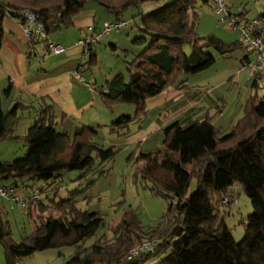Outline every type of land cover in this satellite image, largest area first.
<instances>
[{"label": "trees", "instance_id": "1", "mask_svg": "<svg viewBox=\"0 0 264 264\" xmlns=\"http://www.w3.org/2000/svg\"><path fill=\"white\" fill-rule=\"evenodd\" d=\"M89 2L106 9L116 22L122 21L133 7L160 5L151 14L137 17L141 22L137 26L140 37L133 43L144 49L129 63L128 79L119 74L107 81L101 91L109 109L118 105L136 107V117L123 116L112 125V131L119 135L133 121L146 116L149 99L172 88L185 89L184 76L211 68L216 58L210 50L227 58L242 47L225 44L216 36H199L197 10L209 5L211 0H176L167 7V0H0V49L7 15L21 22L22 12L34 14L49 37L72 28ZM187 46L191 48L190 54L185 51ZM91 47L88 46L85 54L92 53ZM96 65V55L92 54L88 66L92 69ZM252 79V87L259 91L256 79ZM6 94L9 96L10 88ZM258 99L256 96L247 101L244 117L230 134L224 135L209 114L188 124L175 122L166 127L165 141L176 169L161 164L156 152L142 153L138 158V162H143L139 176L151 184L154 195L168 201L167 213L159 227L144 233L138 215L131 209L112 227L111 240L78 251L69 264H143L158 256H164L158 264H264V98L260 103ZM27 108L17 102L5 113L0 100V144L15 138L19 112ZM124 131L121 135H128ZM24 140L28 146L24 158L0 163V182L12 181V186L4 188L16 193L28 188L26 179L55 180L65 171H82L83 181L95 175L104 176L105 166L116 156V150L99 144L95 132L88 127L78 129L72 138L57 132L52 107H43ZM177 173L189 179V184L197 181L198 189L190 198L183 193ZM236 184L244 188L254 209L245 224L241 243L235 241L221 213L222 208L232 205L224 200L231 197ZM53 185L55 182L48 184V190L30 187L37 189L35 193L48 195V203L41 198L33 203L31 197H26V207L39 209V216L50 214L21 243H14L8 237L0 218V243L7 264H17L47 250L80 247L103 228L104 219L78 208L75 197L57 201L58 189L50 190ZM153 241L157 242L154 249L134 256L131 263L125 262L139 246Z\"/></svg>", "mask_w": 264, "mask_h": 264}, {"label": "rangeland", "instance_id": "2", "mask_svg": "<svg viewBox=\"0 0 264 264\" xmlns=\"http://www.w3.org/2000/svg\"><path fill=\"white\" fill-rule=\"evenodd\" d=\"M175 2L176 0H167L165 7ZM226 3L231 8L233 15L239 17L240 14H246V18H240L241 21L258 19L264 13V0H226ZM216 7V0H211L209 5L198 8L199 36L201 38L216 36L226 44H241L242 47L235 50L227 58H222L216 51L210 50L216 58V63L202 73L184 76L182 81L187 88V94H195L202 97L197 102L200 115L209 114L212 117L213 124L226 135L230 134L236 124L244 117L247 101L258 96V103L262 102L264 92L260 89L256 91L252 87L253 81H250V74L242 70V60L250 51L244 45L240 29H233L228 23L221 24L220 17L217 16L215 11ZM136 11L137 8L133 7L124 14L122 22H127L128 27L125 26L119 32H112L105 36L100 43L95 44L97 65L92 71L89 70L83 73L88 80L87 83L94 84V79L96 78L98 84L104 85L107 79L119 74H123L128 79L129 63L134 60L139 48H142L133 43L135 39L140 37L136 26H141V22L136 17L137 14L133 15L137 13ZM113 22H115V19L110 23ZM108 38L114 40L113 43L117 45V50L112 51L110 46L112 43L105 42ZM44 44L41 43L35 47L40 56L44 55L46 48L44 50L39 49ZM185 51L190 54L191 48L187 46ZM33 58H35L34 60L37 64H45L40 62L36 56ZM89 58L90 55H86L85 62ZM9 85L8 80L0 81L1 107L5 113L11 111L17 103H13L14 97H9L6 94ZM81 85L88 90L85 83H81ZM19 103L28 108L25 110L21 109L19 112V120L14 131L15 138L0 144V163L24 158L28 149L24 137L36 120L40 118L42 108L40 103L34 105L24 102ZM115 110L117 117L115 122L123 116L136 117V107L133 105H118ZM162 113L160 109L151 110L147 117L148 119L146 115L142 120L133 121L129 124V133L126 136H121L111 131L110 126L112 124L106 125L108 124L107 122L103 123L106 126L101 129L99 127H95L96 129L91 127V129L94 128L93 131L97 135L99 144L105 148H114L116 150L114 161L104 168L107 171L104 176L95 175L89 180L83 181L82 179L80 180L82 171H65L61 173L60 178L55 180H25L28 188L19 189L18 195H24L29 198L34 195L38 187H44L48 190V184L55 182V185L50 190L58 189L57 201L75 197L78 208L89 213L99 214L105 222L103 228L96 235L87 239L80 247H63L39 252L32 257L19 261L17 264H69L76 257L78 251L90 249L99 241L111 240L112 227L118 225L122 221L123 215L131 209L138 215L144 233L159 227L160 222L167 213L168 201L161 196L154 195L151 192V184L145 182L139 176L143 162H138V158L142 153L156 152L161 164L176 169L170 160L169 146L165 141L163 132H161L160 136L158 133H153L145 139L148 142L143 139V136L150 130L151 125L155 124L154 120L163 115ZM169 115L172 116L171 113ZM62 127L65 128L66 125H59L58 132H63ZM65 130L67 129L65 128ZM123 131L121 134H123ZM70 134L71 136L74 135L75 131H71ZM189 169H191V166ZM177 177L179 182H181L183 193H186V198H190L198 189L197 181L192 180L189 184L187 178H183L178 173ZM92 181L94 183H91ZM12 185V181L0 182V188H8ZM30 187H36L37 189L33 190ZM230 195L231 197L225 199L228 201L225 204L232 203V205L222 208L221 213L235 241L241 243L245 237V224L248 218L254 214V209L240 184H236L231 189ZM41 200L47 204L48 195H41ZM40 214L39 209L25 208L13 200L0 197V218L3 225H5L8 237L14 243H21L25 237L31 236L37 224L42 219L45 220L49 217L50 213L47 212L39 216ZM39 217L42 218L40 219ZM163 259L164 256L152 257L143 264H158ZM0 264H7L5 249L1 243Z\"/></svg>", "mask_w": 264, "mask_h": 264}, {"label": "crops", "instance_id": "3", "mask_svg": "<svg viewBox=\"0 0 264 264\" xmlns=\"http://www.w3.org/2000/svg\"><path fill=\"white\" fill-rule=\"evenodd\" d=\"M136 8L137 13L133 15L137 14L136 17H139L152 13L156 9H159L160 5L149 3ZM239 16L246 18V14L244 13ZM263 16L264 13L258 18ZM114 19L115 17L112 14L98 4L94 2L87 3L85 9L74 20L72 28L65 30V32L62 31L49 36L48 38L49 42L63 46L66 52L60 55L50 56L44 62L45 64L40 65L33 58L35 57V51L39 55L40 53L37 51V48H35V51L32 49L24 35L21 22L18 18L13 16L8 17L7 15L3 21L4 37L0 49V81H9V97L15 98L13 103L24 102L30 105L40 103L42 105L41 110L43 107H52L57 132L59 125H66L65 128L67 130L62 127L63 132L59 133L67 134L71 138L74 136H71V131H75L76 133L78 129L84 127L90 129L91 127H99L101 129L106 125H113L117 118L115 107L109 109L101 94L105 84H98V80L95 78L94 84L91 83L93 90H86L73 77V73L79 69L82 74L85 71L95 69L96 66L92 69L89 68L88 63L92 54L96 55L97 58L95 44L98 43L92 45V53L89 54L90 58L85 62L86 55L88 54H85L79 42L87 36L101 33L104 30L105 24ZM122 20H124V16ZM105 42L112 43L110 45L112 51L118 49L117 45L113 43L114 40L108 38ZM39 49L44 50L45 44ZM143 49L139 48V51L136 54L134 53L135 56H139ZM247 57L248 55L242 61L247 59ZM114 77L107 79L106 82ZM250 81H253V79L250 78ZM186 89L172 88L147 101L146 118L149 116L151 110L160 109L163 115L154 120L155 124L151 125L150 130L143 136L144 140L153 133H158L160 136L161 132L164 133L166 127L175 122L188 124L194 119L203 117L197 108V102L202 97L200 95L187 94ZM170 113L172 116L169 115ZM106 122L108 124L104 125L103 123ZM127 131L129 133V128ZM145 142H148V140H145Z\"/></svg>", "mask_w": 264, "mask_h": 264}, {"label": "built area", "instance_id": "4", "mask_svg": "<svg viewBox=\"0 0 264 264\" xmlns=\"http://www.w3.org/2000/svg\"><path fill=\"white\" fill-rule=\"evenodd\" d=\"M216 4L217 7L215 11L217 16L220 17V23H228L233 29H240L244 45L250 51L248 54L249 59L242 63V70L247 71L251 78H255L258 88L264 92V18H258L252 21H241L239 17L232 14L231 8L226 3V0H217ZM20 18L24 35L32 49L35 51L37 45L41 43L46 44L43 56L37 54L36 51L34 53L40 62H45L52 55H60L66 52L63 46L48 41L49 37L44 25L37 20L34 14L25 11L21 13ZM125 26H129L127 22H108L105 24L104 30L101 33L87 36L79 42V45L86 51L89 45L99 43L105 36H108L112 32H119ZM73 77L77 81L85 83L88 89L93 90V85L87 83V79L81 71L74 72ZM0 197L13 200L25 207L28 204L26 196L18 195V193L12 189L0 188ZM40 198L41 195L39 191H37L31 196L30 201L33 203L39 202ZM227 202V200H224V203ZM156 245L157 242L153 241L139 246L131 256L125 259V262L131 263L134 256L152 250Z\"/></svg>", "mask_w": 264, "mask_h": 264}]
</instances>
